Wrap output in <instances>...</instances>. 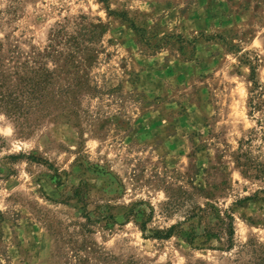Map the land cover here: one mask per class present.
Listing matches in <instances>:
<instances>
[{
    "label": "rangeland",
    "instance_id": "374dc122",
    "mask_svg": "<svg viewBox=\"0 0 264 264\" xmlns=\"http://www.w3.org/2000/svg\"><path fill=\"white\" fill-rule=\"evenodd\" d=\"M76 22L96 92L24 137L0 110V264H264V0H0V54ZM209 205L233 249L150 237Z\"/></svg>",
    "mask_w": 264,
    "mask_h": 264
},
{
    "label": "trees",
    "instance_id": "16d2710c",
    "mask_svg": "<svg viewBox=\"0 0 264 264\" xmlns=\"http://www.w3.org/2000/svg\"><path fill=\"white\" fill-rule=\"evenodd\" d=\"M98 35L96 25L76 22L72 32L66 25H60L43 50L34 51L24 58L0 54V110L15 121L20 137L45 119L74 113V107L83 95L96 92L91 85L89 70L96 60L94 45ZM259 92L262 94L254 78L253 98L250 101L253 109L257 107L254 95ZM238 163L245 168L247 176L252 175L254 167L246 153L238 155ZM248 199L250 197L245 200ZM125 216L137 219L141 231L146 234L154 210L145 211L133 204ZM151 232L150 237L157 239L183 235L189 243L199 247L216 240L221 247L231 250L234 246L235 219L231 212L222 211L216 206H196L185 214L183 221Z\"/></svg>",
    "mask_w": 264,
    "mask_h": 264
}]
</instances>
